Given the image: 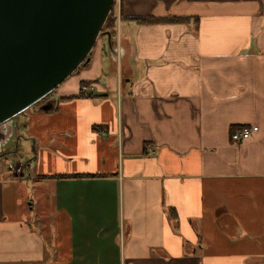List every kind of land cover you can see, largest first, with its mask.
<instances>
[{
  "label": "crops",
  "instance_id": "0c3cea01",
  "mask_svg": "<svg viewBox=\"0 0 264 264\" xmlns=\"http://www.w3.org/2000/svg\"><path fill=\"white\" fill-rule=\"evenodd\" d=\"M113 12L117 50L15 121L0 264H264V0Z\"/></svg>",
  "mask_w": 264,
  "mask_h": 264
},
{
  "label": "water",
  "instance_id": "95a60500",
  "mask_svg": "<svg viewBox=\"0 0 264 264\" xmlns=\"http://www.w3.org/2000/svg\"><path fill=\"white\" fill-rule=\"evenodd\" d=\"M115 2L0 0V160L11 151L17 116L47 110L44 102L88 63L101 36L117 50L103 30Z\"/></svg>",
  "mask_w": 264,
  "mask_h": 264
},
{
  "label": "rangeland",
  "instance_id": "374dc122",
  "mask_svg": "<svg viewBox=\"0 0 264 264\" xmlns=\"http://www.w3.org/2000/svg\"><path fill=\"white\" fill-rule=\"evenodd\" d=\"M117 2H118V0H116V2H115V4H117ZM114 10V9H113ZM113 12V11H112ZM115 16V13L113 12L112 13V17H114ZM104 30V29H103ZM103 37H105V36H101L99 39H98V43H100L101 42V40H102V38ZM105 40L107 41V38H105ZM105 60H106V62H107V64H109L110 63V61H108V58L106 57L105 58ZM81 68H82V66H81ZM78 73H73L69 78H71V77H73V76H76ZM68 78V79H69ZM47 100V99H46ZM34 107H31L30 109H28V110H26V112H29V110H31V109H33ZM25 112H23V113H21L19 116H17V117H21L22 116V118H23V114H24ZM16 117V118H17ZM17 120V119H16ZM21 143H23V142H25V144H26V148H25V150H21L20 152H16L15 154H10L9 156H4V157H2V159L1 160H5V159H9L10 161H12V159L13 158H16L17 160H20L23 156H25V157H27V155L29 154V153H34V149H33V146H32V141L30 140V139H27V140H25L24 138H21V141H20ZM11 148L12 147V143L10 144V145H8V147L7 148ZM16 147V146H15ZM22 148H24V147H22ZM16 149V148H15ZM4 166H6L5 164H2V167L3 168H5ZM6 169V168H5ZM10 168H8V170H9Z\"/></svg>",
  "mask_w": 264,
  "mask_h": 264
},
{
  "label": "built area",
  "instance_id": "2783aa9c",
  "mask_svg": "<svg viewBox=\"0 0 264 264\" xmlns=\"http://www.w3.org/2000/svg\"><path fill=\"white\" fill-rule=\"evenodd\" d=\"M115 6V5H114ZM118 30V29H117ZM94 89L93 84H83L80 90L81 95H86L90 92H92ZM258 126H244L237 129H234L231 133V138L234 141H242L250 138L254 132L258 130Z\"/></svg>",
  "mask_w": 264,
  "mask_h": 264
},
{
  "label": "trees",
  "instance_id": "16d2710c",
  "mask_svg": "<svg viewBox=\"0 0 264 264\" xmlns=\"http://www.w3.org/2000/svg\"><path fill=\"white\" fill-rule=\"evenodd\" d=\"M113 13V12H112ZM112 13L110 14V16L108 17V19H107V21H106V23H105V26H104V30L105 31H110V32H112L113 33V31L115 30V21H116V19L114 18V17H112ZM136 19H138L139 21H141V22H153V21H155L156 19L155 18H153V17H150V16H148V17H139V18H136ZM83 84H85V83H83ZM90 84V83H89Z\"/></svg>",
  "mask_w": 264,
  "mask_h": 264
}]
</instances>
